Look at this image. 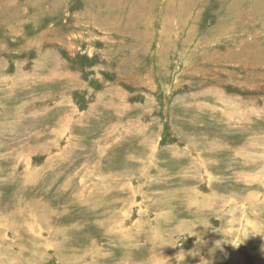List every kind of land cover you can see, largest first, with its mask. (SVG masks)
<instances>
[{
    "label": "rangeland",
    "instance_id": "obj_1",
    "mask_svg": "<svg viewBox=\"0 0 264 264\" xmlns=\"http://www.w3.org/2000/svg\"><path fill=\"white\" fill-rule=\"evenodd\" d=\"M0 264H264V0H0Z\"/></svg>",
    "mask_w": 264,
    "mask_h": 264
},
{
    "label": "clouds",
    "instance_id": "obj_2",
    "mask_svg": "<svg viewBox=\"0 0 264 264\" xmlns=\"http://www.w3.org/2000/svg\"><path fill=\"white\" fill-rule=\"evenodd\" d=\"M197 225H198V224H197ZM197 225H194V226H193V230L195 229V227H196ZM193 230H192V232H191L189 235L193 234Z\"/></svg>",
    "mask_w": 264,
    "mask_h": 264
}]
</instances>
